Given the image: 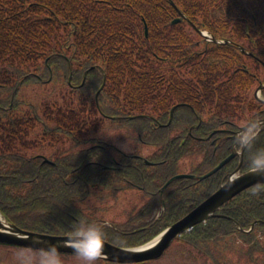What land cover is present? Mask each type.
Instances as JSON below:
<instances>
[{"label": "trees", "instance_id": "16d2710c", "mask_svg": "<svg viewBox=\"0 0 264 264\" xmlns=\"http://www.w3.org/2000/svg\"><path fill=\"white\" fill-rule=\"evenodd\" d=\"M173 1L189 22L172 24L179 15L168 0H0V213L8 222L53 231L94 193L106 200L136 191L145 200L136 229L147 227L136 233L139 246L238 167L237 159L162 193L184 168L202 176L231 154L230 132L220 130H237L255 84L236 46L264 61V0ZM192 24L228 43L205 41ZM260 150L264 131L243 172ZM218 214L179 239L209 264H264V185Z\"/></svg>", "mask_w": 264, "mask_h": 264}, {"label": "water", "instance_id": "95a60500", "mask_svg": "<svg viewBox=\"0 0 264 264\" xmlns=\"http://www.w3.org/2000/svg\"><path fill=\"white\" fill-rule=\"evenodd\" d=\"M170 3L179 11L182 15V18H187L179 8L175 5V3L170 0ZM175 20L174 23H177L182 20ZM194 28L195 25H193ZM197 29V28H196ZM199 33L205 38L209 37V33H204L199 31ZM212 38V37H211ZM212 41L216 43H223L222 41H218L215 38H212ZM87 73L84 75V80L82 86L85 84ZM106 80V78H105ZM71 83V77L69 79ZM104 85L96 94V100L98 101V96L102 90ZM258 97V93L256 94ZM174 109L171 113V119L173 116ZM171 122V121H170ZM169 122V124H170ZM236 156V149L227 159L222 161L216 168L211 170L209 173L204 176L199 177L200 180H204L206 178L211 177L215 173H217L220 169L226 166L233 158ZM243 162V155L241 156V162L239 167L236 169L235 173L228 179V181L223 184L215 193H213L209 198L203 201L199 206L194 208L190 213H188L181 220L170 226L163 233H161L158 237H156L150 243H147L143 246L136 248H121L112 246L105 243L106 254H109L112 259L119 260L122 262H143L147 260H153L160 258L164 252L170 247L173 241L183 234L192 231V229L201 223L207 222L212 217L218 216L217 211L220 210L226 203L235 198L237 195L242 193L243 191L256 186L264 184V173H257L254 170L248 171L241 175H236V173L240 172L241 166ZM195 175L190 174H181L171 178L163 187L162 193L167 187L172 184L174 181L179 179H195ZM263 223L261 221L256 222L252 225L250 231L254 229L257 224ZM240 230H243L239 226ZM249 231V232H250ZM68 243H65V242ZM71 239L68 238H60L54 237L44 234H38L30 231L23 230L16 225L4 221H0V243L15 245V246H23L35 249H43L46 248L50 244L59 245V251H75L72 244L69 242Z\"/></svg>", "mask_w": 264, "mask_h": 264}, {"label": "flooded vegetation", "instance_id": "af4514ba", "mask_svg": "<svg viewBox=\"0 0 264 264\" xmlns=\"http://www.w3.org/2000/svg\"><path fill=\"white\" fill-rule=\"evenodd\" d=\"M243 53L245 58L249 59V61H253L252 63H255L256 66L258 67L257 70V69L248 68L244 64L242 65L244 70H246L247 72L249 71L253 75L255 79L254 87H256V90L254 91L252 97L250 92V98H251L250 103L243 105V109L245 110L244 112H246V114L240 120L237 130L235 129L220 130L224 132H230L228 137L231 138L233 141L239 129L244 127L245 123L248 120L255 118L257 121H264V61L260 59V57L256 56L253 53V51L247 47L245 48V52ZM258 91H259V99L256 97ZM213 144H215V141L213 142ZM235 148L237 150H236V156L233 159V161L238 159L240 162L241 153L243 152V158L245 159V153L247 149H238L234 142L231 153H233ZM244 159H243V163H244ZM241 172H243L242 168H241ZM102 194L104 193H94L93 197L84 200L80 205L66 209L63 212L64 223L62 224L60 223L59 228L54 229L53 231L48 230L45 232H38V231L36 232L40 234H46L49 236L60 237V238H68L72 240V231L74 226L83 220L87 222L99 223L104 226L107 236L106 244L121 248L134 247L136 243V238H135L136 233L139 231L141 233L147 230V227H143L141 224H140L141 226L138 229H136L137 226V222H136L137 213L135 210L136 208L134 207L133 210L129 211L125 215V219H122L121 221L119 220L117 221L113 217L109 216V212L113 206L110 207L108 206V201L115 197L102 200L101 198H99L101 197ZM141 195L143 197L142 193ZM69 243L71 244V241ZM16 247H19L21 250H30L32 252H36L40 250V249L22 247V246H16ZM59 252L61 254L63 264H81L80 258L77 256L75 251H59ZM155 261H157V259L147 260L143 262H122L119 260L112 259L111 256H109V254H106L104 252V255L96 261V264H154Z\"/></svg>", "mask_w": 264, "mask_h": 264}, {"label": "clouds", "instance_id": "9594fccd", "mask_svg": "<svg viewBox=\"0 0 264 264\" xmlns=\"http://www.w3.org/2000/svg\"><path fill=\"white\" fill-rule=\"evenodd\" d=\"M262 131H264V121H257L255 118L248 120L234 137L237 148L248 149ZM249 167L257 173H264V150L250 155ZM106 239L102 224L82 220L73 228L71 244L81 264H96V261L104 255ZM19 256L22 264H63L57 244H50L34 253L21 252Z\"/></svg>", "mask_w": 264, "mask_h": 264}, {"label": "rangeland", "instance_id": "374dc122", "mask_svg": "<svg viewBox=\"0 0 264 264\" xmlns=\"http://www.w3.org/2000/svg\"><path fill=\"white\" fill-rule=\"evenodd\" d=\"M209 32V31H204ZM218 40L217 38H215ZM205 40V39H204ZM207 42L213 43L212 39L205 40ZM240 52L244 48V46H236ZM242 47V49H241ZM247 64L245 63L248 68L257 69L255 63H252L247 58ZM256 87L252 88L251 90V97L254 94ZM106 139L111 141L114 145H116L120 150L131 153L134 151V148L131 146L130 143L126 141H122L119 139V136L115 133H109L106 136ZM153 149H147L145 154H148ZM190 162H187V165ZM190 167H186L183 169V173H190ZM117 199L112 198L108 201V206H113L109 212V216L113 217L117 221H121L125 219V215L136 208H141L145 202L141 193H137L136 191L129 192V193H122L118 195ZM94 204V203H92ZM105 206V205H104ZM4 219V218H3ZM30 250H21L19 247L16 246H7L0 244V264H22L21 257L19 253L26 252ZM32 252V251H31ZM34 253V252H33ZM154 264H209L207 260L204 259L194 248L190 247L189 245L185 244L180 239H176L171 246L168 248L166 253L163 255L162 258L157 259Z\"/></svg>", "mask_w": 264, "mask_h": 264}, {"label": "bare ground", "instance_id": "6f19581e", "mask_svg": "<svg viewBox=\"0 0 264 264\" xmlns=\"http://www.w3.org/2000/svg\"><path fill=\"white\" fill-rule=\"evenodd\" d=\"M0 221L4 223V219L1 217V215H0Z\"/></svg>", "mask_w": 264, "mask_h": 264}]
</instances>
